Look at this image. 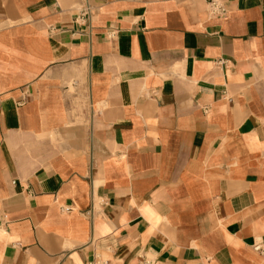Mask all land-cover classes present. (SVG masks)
Instances as JSON below:
<instances>
[{
	"label": "crops",
	"instance_id": "crops-1",
	"mask_svg": "<svg viewBox=\"0 0 264 264\" xmlns=\"http://www.w3.org/2000/svg\"><path fill=\"white\" fill-rule=\"evenodd\" d=\"M210 1L0 0V264H264V0Z\"/></svg>",
	"mask_w": 264,
	"mask_h": 264
},
{
	"label": "built area",
	"instance_id": "built-area-1",
	"mask_svg": "<svg viewBox=\"0 0 264 264\" xmlns=\"http://www.w3.org/2000/svg\"><path fill=\"white\" fill-rule=\"evenodd\" d=\"M210 8L214 13L219 15H225L227 13L226 7L219 0H211ZM257 248L260 249V247ZM90 264H108V263L101 259H97L95 261H92Z\"/></svg>",
	"mask_w": 264,
	"mask_h": 264
}]
</instances>
